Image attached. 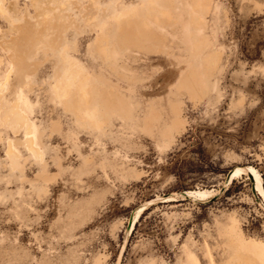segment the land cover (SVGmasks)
I'll return each instance as SVG.
<instances>
[{
	"label": "rangeland",
	"instance_id": "374dc122",
	"mask_svg": "<svg viewBox=\"0 0 264 264\" xmlns=\"http://www.w3.org/2000/svg\"><path fill=\"white\" fill-rule=\"evenodd\" d=\"M3 2L0 83L9 61L22 71L0 91V264H116L129 221L120 264H239L241 253L264 264V204L249 179L215 198L235 168L253 167L264 187V0H211L203 27L189 25L191 0H170L175 22L156 30L158 47L121 45L109 32L96 41L121 9L147 0ZM188 31L218 55L200 98L177 88L203 56L192 55ZM71 60L99 93L100 128L52 89ZM20 91L42 156L24 147V124L4 119ZM7 140L19 156L6 155Z\"/></svg>",
	"mask_w": 264,
	"mask_h": 264
},
{
	"label": "bare ground",
	"instance_id": "6f19581e",
	"mask_svg": "<svg viewBox=\"0 0 264 264\" xmlns=\"http://www.w3.org/2000/svg\"><path fill=\"white\" fill-rule=\"evenodd\" d=\"M147 1H148L147 7L133 6V7H125L121 9L113 17V20L111 21L112 22L111 25H102L100 27V30L97 32L96 35V41L107 39L108 37L107 33L109 32V36L111 40L112 41L114 40L115 42L118 41L121 45L141 42L146 45H150L154 47H158V45L163 46L164 36L159 32H157L156 30L162 33L164 32L165 26L172 27V25L174 24L175 19L171 12V8L173 4H171L170 0H147ZM4 3L5 2H3V0H0V14H5ZM34 3L38 5V0H34ZM210 5H211V0H191V4L189 6L187 5L188 10L190 12L189 25L194 27H200V26L203 27V25L205 24V16L209 10ZM151 7L154 8V11H152L153 9ZM150 23L154 24L157 29H154V26H151ZM186 35H187L188 43L192 48V55L194 57H197L199 54L203 53L200 67L198 66L202 71H200V69L196 67L189 68V70L178 80L179 84L177 88H182L187 90L191 98H200L206 92V84L204 79L207 80L211 72L216 68L218 63V55L213 53L212 54L206 53L210 45L206 37L197 36L196 34H193L189 31L188 34ZM117 55L118 53L116 52L113 53L112 56L116 57ZM190 57H191V53H190ZM9 62H10V67H8L6 71L4 70L5 72H4L3 81H1L2 83H0V91L4 87V84L9 82L10 77L14 70L17 72L18 75H20L22 71L21 65L18 61L15 62L9 61ZM68 66L69 67H66L65 72L62 78L59 80V82L56 85L52 86L56 98L58 99L60 105L64 109L69 108L71 109L70 112H72V110L77 111L80 119L82 118L84 119V121L86 120L88 122H91L93 126L100 128L101 124L103 125V123H105V121L108 120V117L107 114L106 116H102L98 112L97 103H98L99 93L97 92L96 89L92 88L89 85L87 81L88 78L82 73L81 68L74 63V60H71ZM105 102L108 101L105 100ZM21 103H26V99L23 96L22 91L18 93L17 98L13 103V105L5 108L4 119L6 120L7 123L11 122L13 124H17V123L24 124V147L28 152L32 154L36 156H42L33 138L32 122L29 119L28 115L20 107ZM116 103H118V101ZM115 108H119V107H115ZM120 110L122 111V109ZM121 111H119V113H121ZM172 113L175 114V119L172 122V128H174L176 131H179L182 128V124H183L181 120L178 118L179 109L173 106ZM155 117L156 115L154 113H151L149 117L144 120L145 126L143 125V128L146 127L149 129L150 124L152 120L155 119ZM107 122L108 121H106V123ZM146 128L144 129L146 130ZM12 134L14 135V133ZM163 135L169 137V131L168 130L164 131ZM18 154L19 153L17 152L15 143L10 140H7L6 155L9 156L10 158H15L19 156ZM247 175L250 176L253 193L256 194V196L264 204V189H263L262 177L258 173V171L253 167L249 166L244 169L235 168L228 175L224 187H227L235 178L240 176L247 177ZM41 177L42 178L44 177L43 172H41ZM43 190L44 188H40V191ZM214 195H215V191H188L183 194V197L185 199H194V200L202 201L212 198L214 197ZM174 200L175 198L169 197L164 201L170 202ZM149 205H151V203ZM145 209L146 207H142L138 210V213L133 218V222L130 226L131 230L137 218H139L138 216L140 215V213L145 211ZM238 256H239V261L242 262L243 264H260L256 259L250 257L248 254L241 253L238 254Z\"/></svg>",
	"mask_w": 264,
	"mask_h": 264
},
{
	"label": "water",
	"instance_id": "95a60500",
	"mask_svg": "<svg viewBox=\"0 0 264 264\" xmlns=\"http://www.w3.org/2000/svg\"><path fill=\"white\" fill-rule=\"evenodd\" d=\"M262 173H263V171H262ZM228 174H229V173H228ZM227 177H228V175L226 176V178H225V180H224L222 186H221L220 189L218 190V193H217V195H216L215 198L219 197V196H220V195H221V194L227 189V188L224 187V184H225V181H226ZM247 178H248L249 181H250V176L247 175ZM250 182H251V181H250ZM251 191H252V188H251ZM252 194H253L254 197H256L255 194L253 193V191H252ZM182 195H183V193H182ZM215 198H214V199H215ZM256 199H257V197H256ZM207 202H209V201H207ZM259 205H260V207H262V208L264 209V207H263L260 203H259ZM129 225H130V221H129V223H128V228H129ZM128 228H127V230H128ZM127 230H126V233H125V236H124V240H123L122 247H121V250H120V252H119V255H118V258H117L116 264H120V262H121V258H122V255H123V252H124V248H125V240H126V237H127Z\"/></svg>",
	"mask_w": 264,
	"mask_h": 264
},
{
	"label": "trees",
	"instance_id": "16d2710c",
	"mask_svg": "<svg viewBox=\"0 0 264 264\" xmlns=\"http://www.w3.org/2000/svg\"><path fill=\"white\" fill-rule=\"evenodd\" d=\"M263 181V180H262ZM263 189H264V187H263Z\"/></svg>",
	"mask_w": 264,
	"mask_h": 264
}]
</instances>
